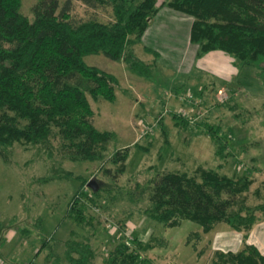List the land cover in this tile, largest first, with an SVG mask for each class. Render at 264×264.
<instances>
[{"label": "trees", "instance_id": "16d2710c", "mask_svg": "<svg viewBox=\"0 0 264 264\" xmlns=\"http://www.w3.org/2000/svg\"><path fill=\"white\" fill-rule=\"evenodd\" d=\"M73 1L61 4L60 0H39L33 8L35 17L30 20L20 12L21 0H0V157L6 162L11 160L17 142L49 150L54 139H58L63 157L84 161L102 157L113 136L93 124L94 111L87 92L94 98L113 101L117 79L89 66L85 56L102 52L112 60L125 61L130 69L147 78L152 76V67L128 46L141 40L161 8L158 0H77L91 7L110 5L115 18L109 23L96 19L75 22L70 15ZM162 5L193 17L190 42L197 46L196 58L222 51L241 65L256 68V75L264 80V0H164ZM174 118L186 127L191 123V118L182 113L174 114ZM205 129L217 154L224 157L228 144L219 128L205 124ZM128 154V148L115 151L110 161L118 166L117 170L112 173L106 168L105 174L113 178L123 174ZM153 168L152 177L127 192L133 204L148 202L140 209L141 215L169 228L179 227L184 221L197 224L201 230L192 231L186 241L197 258L205 253L200 247L203 234H212L223 224L241 232L244 243L236 253L208 254L211 264H264V255L247 244L250 232L264 217V199L248 203L253 178L203 166L191 173ZM57 179L81 181L69 200L67 216L76 225L91 224L94 217L88 209L100 198L101 191H91L87 179L61 167L39 181ZM37 223L35 226L43 229L41 216ZM125 225H120L119 231L125 230ZM50 241L43 234L41 250H48L45 264H94L97 258L89 241L66 242L63 256L54 251ZM136 242L118 239L102 256L103 263L151 264L149 259H142L144 245ZM156 242L149 248L168 246L163 238Z\"/></svg>", "mask_w": 264, "mask_h": 264}, {"label": "rangeland", "instance_id": "374dc122", "mask_svg": "<svg viewBox=\"0 0 264 264\" xmlns=\"http://www.w3.org/2000/svg\"><path fill=\"white\" fill-rule=\"evenodd\" d=\"M38 1L21 0L20 12L33 20V8ZM60 1L63 4L64 0ZM163 1L157 2L161 13L177 12L163 6ZM178 14L189 24L193 20L182 12ZM70 15L75 22L96 19L109 23L115 18L110 5L91 7L77 0L72 3ZM157 20L154 17L149 25ZM179 23V28L176 22L170 24L172 29L166 34L171 40L177 39L173 42L156 38L148 44L146 38L143 40L144 33L140 41L128 46L152 67L150 78L130 69L125 61L112 60L102 52L84 57L89 66L117 79L113 101L101 96L94 98L87 92L94 111L93 124L113 136L100 159L63 157L58 139L52 140L49 150L17 142L11 160L6 162L0 157V264H45L48 250H41L43 234L51 238L49 244L60 256L66 251V242L89 241L97 253L94 264H104L102 256L120 238L136 239V243L143 244L142 259H149L151 264H211L208 254L216 252L212 242L216 231L225 225L218 226L212 234H203L200 247L205 248V253L197 258L191 246L186 245L189 234L201 230L197 224L184 221L179 227H166L140 214V209L148 204L146 200L136 205L128 197L130 188L155 174L153 166L161 171L191 173L203 166L228 175L248 174L254 182L248 203L264 199V80L256 75V68L241 65L222 51L187 60L183 67L178 58L170 60L167 55L165 59L164 53L160 58L151 48H178L184 52V48H197L188 39V23ZM182 23L188 26H181ZM178 49L171 53L172 57H177ZM221 91H225L226 97L222 98ZM185 94L194 100H185ZM181 113L192 120L187 127L174 118V114ZM205 124L219 128L228 144L224 157L217 154ZM125 148L129 154L124 173L117 178L105 174L106 168L116 172L118 166L110 158L115 151ZM58 167L97 184L100 198L88 209L94 217L91 224L79 226L67 216L69 200L79 189L80 180L39 181ZM257 189L258 193H253ZM40 216L43 229L35 226ZM124 222L125 230L119 231ZM157 238L168 240L167 248H149L151 243L157 244Z\"/></svg>", "mask_w": 264, "mask_h": 264}, {"label": "crops", "instance_id": "0c3cea01", "mask_svg": "<svg viewBox=\"0 0 264 264\" xmlns=\"http://www.w3.org/2000/svg\"><path fill=\"white\" fill-rule=\"evenodd\" d=\"M178 13L180 12L170 11V12L161 13V11L159 10V12L155 17L158 18L157 22L159 21L160 24L157 25L156 24L157 22L155 24L150 23L144 34L145 37L143 38V40H145L146 38L148 44H151V42H155L157 40L156 38L159 39L166 38L169 40L168 42H173V40L174 41L177 40V39L171 40V38L167 37L166 34L168 35V30L172 29V27H170L169 25L172 24L173 22H176L177 27L179 28V24H180L179 20L181 22L188 23L189 26L185 25L184 23H182L181 26H188L189 28L188 39H190V28H191L190 24H192L193 20L189 24V22L184 20V17L180 16V14ZM166 39L162 41L165 42ZM176 49L178 48H151V50L157 51V53L160 55V58L162 57V53H164L165 59L167 58V55L169 56L170 60H172V58L180 59L182 67L185 65V61L192 60V58H196L197 48L196 49L191 48V51L189 50L190 48H184L185 52L184 50L178 49L179 50L178 55H175L177 57H172L171 53H173L174 50L177 51ZM180 52H182V55H179ZM243 241H244L243 234L241 232L230 230L226 227H221V229L216 231L214 241L212 242L213 250L221 251L224 253L227 252L236 253L241 249ZM247 244L255 246L260 251V253L264 255V217L254 226V228L250 232V236L247 240Z\"/></svg>", "mask_w": 264, "mask_h": 264}, {"label": "water", "instance_id": "95a60500", "mask_svg": "<svg viewBox=\"0 0 264 264\" xmlns=\"http://www.w3.org/2000/svg\"><path fill=\"white\" fill-rule=\"evenodd\" d=\"M88 186L93 190V191H97L98 190V186L94 181H89L88 182Z\"/></svg>", "mask_w": 264, "mask_h": 264}, {"label": "built area", "instance_id": "2783aa9c", "mask_svg": "<svg viewBox=\"0 0 264 264\" xmlns=\"http://www.w3.org/2000/svg\"><path fill=\"white\" fill-rule=\"evenodd\" d=\"M225 91H221L222 98L226 97V95H223ZM222 100V99H221Z\"/></svg>", "mask_w": 264, "mask_h": 264}]
</instances>
